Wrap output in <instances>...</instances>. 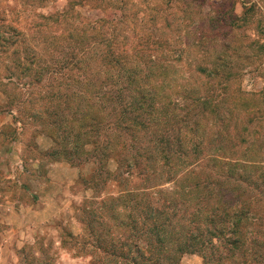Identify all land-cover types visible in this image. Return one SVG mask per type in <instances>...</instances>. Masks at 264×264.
<instances>
[{"label":"rangeland","instance_id":"374dc122","mask_svg":"<svg viewBox=\"0 0 264 264\" xmlns=\"http://www.w3.org/2000/svg\"><path fill=\"white\" fill-rule=\"evenodd\" d=\"M125 190L264 257V0H0V264H118L91 227L146 252ZM222 225L180 264H235Z\"/></svg>","mask_w":264,"mask_h":264},{"label":"trees","instance_id":"16d2710c","mask_svg":"<svg viewBox=\"0 0 264 264\" xmlns=\"http://www.w3.org/2000/svg\"><path fill=\"white\" fill-rule=\"evenodd\" d=\"M138 191L139 190L119 191L115 196L108 198L109 203L106 205V207L108 213H111L114 212L116 203L126 201L131 197L145 199L143 203H140L142 209L141 212L143 214L142 221L135 220L133 218L126 224H121L118 221V227H129L137 234L145 231L146 252H141L139 249H137L136 253L134 252L131 254L130 250L128 248L126 249L128 246L126 243H121L119 240L114 243L113 237L109 231L110 228L105 229V231L100 230V233H98L97 231H93L91 227V219H87L84 223L86 229H89V226L91 227L90 231L92 233L85 231L86 235L91 237L92 242L89 245L91 248H96L98 250V247H95L94 245H102L103 243L110 246L108 251H101V253L105 255L106 258H116L118 259V264H126L127 262L132 264H180V257L190 251H197L201 248L216 249L217 247L213 243V240H218L219 238L223 239L224 233H221L219 230V228H221L219 226L223 224L224 226H229V241H231L230 248L237 252V255L235 253L232 254L236 258L235 261H232L233 263L256 264L257 260L259 259L264 261V257H262L263 255L261 256V254L256 256L252 254L251 257H248L244 249V240L243 235L241 234L243 223L242 216L237 215L234 221H229V219L225 218L224 216H220L218 219L216 215H210L207 218V225H204L203 228L193 226L192 229H187L188 224L185 222L178 223L177 219L176 221L174 220V213L170 214L168 217L164 207L159 205V198L154 201L152 198H148L146 195L144 196V194L142 195V193L139 194ZM95 199L93 203H95ZM137 223H141V229H139L140 232L137 231ZM179 224H182L180 225V232L176 234L178 231L177 226ZM223 225L222 228L225 230ZM102 233L107 237V240L103 238ZM128 238L129 237H126L127 240ZM221 242L222 241H220V243ZM96 253V251H91L89 256L94 259L95 262L90 264H96ZM202 259L205 262L204 264L209 263V258H207L204 253H202ZM109 264H117V262L115 261L113 263L112 261H109Z\"/></svg>","mask_w":264,"mask_h":264}]
</instances>
